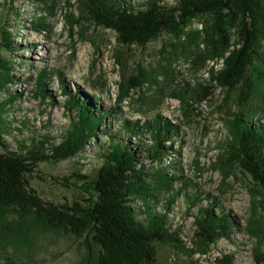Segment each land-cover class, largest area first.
Segmentation results:
<instances>
[{
  "label": "trees",
  "instance_id": "1",
  "mask_svg": "<svg viewBox=\"0 0 264 264\" xmlns=\"http://www.w3.org/2000/svg\"><path fill=\"white\" fill-rule=\"evenodd\" d=\"M75 7L78 19L69 16L71 30L84 20L115 32L117 44L140 47L166 33L174 39L170 44H184L185 59H195L194 50L203 45L197 56L201 61L222 60L220 68L207 71L209 84L198 82L192 93L187 89L176 97L186 115L192 111L193 102L207 101L216 88L225 91L226 96L236 95L235 110L224 117L230 142L220 161L237 166L250 177L253 214L244 231L255 241L254 264H264V128L253 124L261 122L257 113L264 110V0H174L173 5L163 0L137 4L128 0H75ZM12 21H17L15 13ZM194 21H199L201 30L190 29ZM4 23L1 19L0 45L11 50L12 34ZM33 26L41 29L42 23L33 22ZM9 65L0 56V91L8 92L7 86L14 83ZM58 76L65 108L75 114L58 136L45 133L28 144L21 139L15 149H8L2 139L11 134L5 114L19 93L8 92L0 101V264L15 263L6 249H19L32 228L82 238L86 250L95 251V264H153L156 241L179 242V231L171 228L166 211L188 184L175 162L165 163L174 153L171 144L181 142L178 127L158 116L143 122L122 119L107 134V140L99 143L100 128L103 130L108 117H116L117 110L101 109L98 99L87 90L83 94L70 93L62 74ZM35 77L33 95L53 105L55 98L45 89L48 73L43 69ZM150 80V76L140 73L120 82L118 101ZM122 134H130L135 144L125 141ZM90 143H96L102 159L93 181L94 196L71 203L43 200L29 183L38 165L74 157ZM143 159L149 164L144 165ZM205 197L211 202L198 209L194 218L196 235L214 244L227 239L234 221L225 210L215 214L211 195ZM186 198L190 210L200 196ZM158 204L163 211L156 210ZM7 216H15L16 220L9 223ZM215 261L234 264L232 255H222Z\"/></svg>",
  "mask_w": 264,
  "mask_h": 264
},
{
  "label": "rangeland",
  "instance_id": "2",
  "mask_svg": "<svg viewBox=\"0 0 264 264\" xmlns=\"http://www.w3.org/2000/svg\"><path fill=\"white\" fill-rule=\"evenodd\" d=\"M128 1L137 4L145 0ZM163 3L173 5L174 0H163ZM14 13L15 23L12 21ZM71 15L74 20L78 19L75 0L13 3L0 0V24L2 19L13 40L11 50L0 45V56L10 62L14 79V83L7 86L8 92L19 93L5 114L11 134L2 139L8 149H15L21 139L28 144L32 138L45 133L58 136L74 119V111L64 105L59 73L70 93L83 94L87 90L98 99L97 106L101 109L117 110L116 117H108L103 130L100 128L99 143L107 140V134L113 132L122 119L143 122L158 116L179 129L181 142L171 144L174 155L170 153L165 163L175 162L188 185L166 211L171 228L179 231V242L156 241L153 264H218L215 258L222 255H232L234 264H254L255 241L244 231L253 214V185L250 177L237 166H226L220 161L230 142L224 117L235 110L236 95L226 96L225 91L216 88L207 101L193 102L192 111L186 115L182 102L176 97L185 94L187 89H194L198 82L209 84L207 71L220 68L222 60L201 61L197 56L203 45L194 50L195 59H185L182 56L184 44H170L174 39L166 33L142 47L117 44L115 32L92 22L81 20L71 30L68 23ZM37 21L42 23L41 29L33 26ZM190 29L201 30V24L194 21ZM43 69L49 79L45 89L55 98L53 105L33 95L35 76ZM140 73L150 76V82L118 101L120 82ZM8 92L0 91V101ZM257 118H261V122L253 124L264 128L263 109L257 113ZM121 136L135 144L130 134ZM99 153L96 143H90L74 157L42 162L29 177L30 186L48 202L90 199L95 194L93 181L102 163ZM142 163L149 164L146 159ZM81 175L86 178L82 179ZM196 194L200 198L187 210L186 196ZM205 194L211 195L215 214L225 210L234 221L227 239L221 238L214 244H207L196 235L194 218L198 209L208 207L211 202ZM156 210L163 211V208L158 204ZM255 216L258 217V212ZM14 219L15 216H7L9 223ZM82 241V238L32 228L26 243L19 249L9 247L6 252L15 260L14 264H95V251H87Z\"/></svg>",
  "mask_w": 264,
  "mask_h": 264
}]
</instances>
